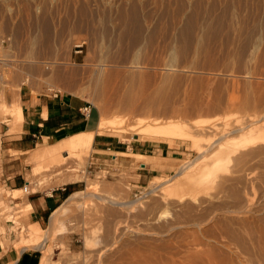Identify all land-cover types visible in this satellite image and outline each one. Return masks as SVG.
Segmentation results:
<instances>
[{
    "label": "rangeland",
    "instance_id": "374dc122",
    "mask_svg": "<svg viewBox=\"0 0 264 264\" xmlns=\"http://www.w3.org/2000/svg\"><path fill=\"white\" fill-rule=\"evenodd\" d=\"M263 1L0 0V33L11 37L14 60L0 85L1 112L9 109L4 91L17 97L36 75L38 89L45 80L84 99L97 113L96 132L169 146L156 163L87 149L68 158L73 172L42 178L33 175L32 157L49 145L28 152L17 163L27 184L12 194L21 200L0 189L2 247L23 245L38 264L41 256V264H237L236 256L246 257L230 239H247L250 228L258 238L264 229ZM116 73L104 96V77ZM129 76L136 77L131 90ZM179 123L182 137L140 133ZM183 163L193 164L186 174L210 178L203 193L182 197L169 185ZM148 169L152 178L138 179ZM75 182L84 195L64 203L54 227L47 219L35 233L18 212L28 193Z\"/></svg>",
    "mask_w": 264,
    "mask_h": 264
},
{
    "label": "crops",
    "instance_id": "0c3cea01",
    "mask_svg": "<svg viewBox=\"0 0 264 264\" xmlns=\"http://www.w3.org/2000/svg\"><path fill=\"white\" fill-rule=\"evenodd\" d=\"M32 78L28 84L22 83L19 86L17 97L16 91L12 89L5 90L1 95L2 103L9 109L6 111L3 108L0 111V176L3 177L0 180V189L4 190L6 198L10 195L12 200H21V196L12 194L24 191L23 187L27 184L19 171L21 167L17 164L22 156L36 150L38 146H51L73 135L96 132L98 124L97 113L84 99L67 91L56 94L55 90L49 89V81L45 80H42V87L38 89L37 76ZM168 150L169 146L166 145L149 142L125 143L112 140L110 135L95 134L91 154L101 156L131 152L150 158H164ZM99 158L97 159L100 160ZM152 171L154 170L148 169L147 173L136 176L146 181L152 178ZM79 187L75 182L46 192L28 193L23 210L27 206L31 207L27 218L31 225L37 224L39 231H42L40 226L44 221H50L51 215L62 207L65 202L62 201L66 197L81 192ZM41 261L42 256L39 264ZM0 264H38V257L35 251L26 250L23 245L20 250L4 249L0 239Z\"/></svg>",
    "mask_w": 264,
    "mask_h": 264
},
{
    "label": "bare ground",
    "instance_id": "6f19581e",
    "mask_svg": "<svg viewBox=\"0 0 264 264\" xmlns=\"http://www.w3.org/2000/svg\"><path fill=\"white\" fill-rule=\"evenodd\" d=\"M178 1V0H177ZM239 1V0H238ZM241 1V0H240ZM247 1V0H245ZM217 2V1H216ZM234 2V1H233ZM264 2V1H263ZM240 4V3H239ZM217 6V5H216ZM254 7V6H253ZM189 25V24H188ZM190 26H188L189 28ZM211 29V28H210ZM242 30V29H241ZM253 30V29H252ZM178 31V30H177ZM189 31V30H188ZM251 31V30H250ZM223 32V31H222ZM229 32V31H228ZM242 32V31H241ZM179 33V32H178ZM182 33V32H181ZM180 33V36H181ZM243 33V32H242ZM191 33H188L187 35H189ZM252 34V33H251ZM185 35V34H184ZM206 35V34H205ZM238 35V34H237ZM256 35V34H255ZM180 36H178L180 38ZM183 36V35H182ZM215 36V35H214ZM189 37L191 38V36L189 35ZM197 37V36H196ZM204 38V36H202ZM208 37V36H207ZM206 37V39L203 40H207L208 38ZM183 38H185L183 36ZM195 38V36H194ZM198 38V37H197ZM181 39V38H180ZM201 39V38H200ZM225 39V38H224ZM196 40V39H193ZM198 40V39H197ZM245 40V39H244ZM243 40V41H244ZM184 41V39H183ZM215 41V40H214ZM248 42V41H247ZM245 43V42H244ZM243 43V44H244ZM187 44V43H186ZM247 45V44H246ZM190 46V44H189ZM201 46V44H200ZM199 46V47H200ZM264 46V45H263ZM187 47V46H186ZM263 50V49H262ZM261 50V51H262ZM199 52V51H198ZM264 52V51H263ZM219 64V63H218ZM206 65V64H205ZM197 69V68H196ZM225 70V69H224ZM133 75V74H132ZM140 77L144 80L147 79L148 76H146L145 74L140 75ZM120 78L119 73H116V75H111L108 74L104 77V82H103V86L105 87V89L102 91V94L104 96L107 95L108 90L113 89L112 86L114 85V81H116L117 79ZM136 78L134 76H129L127 82L129 83V89H132V80ZM162 92V91H161ZM161 94V93H160ZM162 95V94H161ZM133 96H130L129 99L131 100ZM149 97V96H146ZM150 101V99H149ZM151 103V101H150ZM124 104V103H123ZM129 105L128 103L124 104V106ZM133 106V105H130ZM115 108L120 109L122 108V105L119 103H116ZM20 112V111H19ZM198 123H201L198 121ZM195 123V124H198ZM140 123H136L135 125L138 126ZM180 124V123H179ZM185 125V124H184ZM188 126V125H187ZM134 129V128H131ZM184 130H185V126H183V124L178 125L175 124L174 128H168L165 126H160V127H151V129H147V128H141L140 133L142 134H146L147 136H161V137H165V138H175L178 136H184ZM250 132V133H249ZM248 133L250 134V136L252 135L253 132L256 133V130H252L249 131ZM95 134L98 135H103V132H91V133H84V134H78V135H73L67 139L58 141L57 143L48 146V147H43L44 149H38V151L34 154L33 160L36 164H38L37 168H35V172L33 175H35V177H40L42 178L43 175L45 173H63V172H73L74 170L72 169L73 166H71L69 164V162L67 161L68 158H71L73 156H75L78 153H84L85 151H87V149H90L92 151L91 145L93 143ZM190 134V132H189ZM248 134V135H249ZM187 135V133H185V136ZM247 135V134H246ZM191 136V135H190ZM242 136V135H241ZM255 136V135H254ZM180 138V137H179ZM184 138V137H183ZM259 138H255L256 139H260ZM183 140V139H182ZM163 142H167V144L170 142L169 140H162ZM198 147V146H196ZM209 147V146H208ZM42 148V147H41ZM201 149V148H200ZM96 151V150H95ZM195 152L198 154H200L199 150L196 149ZM203 152V151H202ZM203 156V155H202ZM201 156V157H202ZM87 156H84L83 159H85ZM205 157V156H204ZM135 159L139 160V161H143V162H152V163H156L160 158H150L148 156H141V155H136L134 157ZM171 160V159H170ZM173 160V159H172ZM202 160V159H201ZM166 161V160H164ZM179 162V161H178ZM184 162V161H183ZM185 163H183L182 167L179 168L178 173L175 176H173V181H171V183L169 184L171 187H174L173 189L176 190L177 192H180V194H182V197L184 196H189L191 194H201L204 192V190L207 188V186L209 185L208 183H210V178L207 176H204L205 174H199L197 173L198 176H191L186 174L185 170L187 171V169H189L188 167H190L191 165H189L188 167L184 166ZM154 168V167H153ZM178 168V167H177ZM156 169H160V166H156ZM159 170V171H160ZM199 172V171H198ZM171 179V178H170ZM172 180V179H171ZM37 181V179H36ZM167 181V180H166ZM155 191V190H154ZM152 192V191H151ZM151 194V193H150ZM81 195H84V192H79V193H75L73 195H71L70 197L67 198V200L64 202L65 204L68 203H73V201L75 202V200L80 197ZM201 196V195H200ZM82 198V197H81ZM133 203V202H132ZM62 205V206H65ZM115 204V203H114ZM62 208V207H61ZM31 207L27 206L26 209H24L23 213H25V215L29 214L31 212ZM57 212L58 210H56L50 218L49 221V226L50 228L55 226V223L57 222ZM22 213V214H23ZM21 214V216H22ZM24 218V215H23ZM264 221V219H261V221ZM245 221V220H243ZM262 221V222H263ZM236 222V221H235ZM230 223V222H227ZM242 223V222H241ZM227 225V224H226ZM238 226L240 225L239 223L237 224ZM260 225V224H259ZM258 225V226H259ZM264 225V224H263ZM244 226V225H243ZM262 226V225H261ZM30 227H32V230L34 232L37 233L39 232V227L37 224H32L30 225ZM226 227V226H225ZM224 227V229H225ZM237 227V226H236ZM246 227V226H244ZM248 227V226H247ZM260 227V226H259ZM263 227V226H262ZM261 227V228H262ZM250 228V227H249ZM264 228V227H263ZM249 230V229H248ZM50 231V230H48ZM47 231V232H48ZM236 231V230H235ZM46 232V233H47ZM260 232V231H259ZM33 233V232H32ZM228 233V232H227ZM261 235L258 238H255L256 233L254 231H249V235L246 232V236L248 237L247 239H244V237L240 236V235H235L231 234L232 238L230 240H233L232 243L234 242V244L236 243L235 246H237L239 248V252L243 253V256L246 257H241L242 260L239 259V256H236L237 264H264V229H261ZM48 234V233H47ZM243 234V233H242ZM33 236V235H32ZM34 237V236H33ZM48 237V236H47ZM228 237V236H227ZM246 238V237H245ZM39 239V238H38ZM46 236H44L43 240L41 241H37V246L41 247L46 240ZM256 240V241H255ZM36 243V242H35ZM233 244V245H234ZM36 245V244H34ZM237 253V252H236ZM235 255V254H234ZM243 259L245 260V262L243 261ZM226 261V258H225ZM228 261V260H227ZM226 261V262H227ZM229 263V262H228ZM143 264V263H142Z\"/></svg>",
    "mask_w": 264,
    "mask_h": 264
},
{
    "label": "built area",
    "instance_id": "2783aa9c",
    "mask_svg": "<svg viewBox=\"0 0 264 264\" xmlns=\"http://www.w3.org/2000/svg\"><path fill=\"white\" fill-rule=\"evenodd\" d=\"M11 50V37L0 33V85H3L6 82L7 71L11 63L14 61L12 60V55H10ZM55 93L58 94L59 91H56Z\"/></svg>",
    "mask_w": 264,
    "mask_h": 264
}]
</instances>
